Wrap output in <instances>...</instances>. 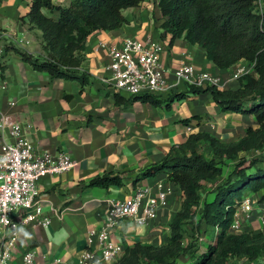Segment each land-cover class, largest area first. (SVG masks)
Masks as SVG:
<instances>
[{
    "label": "crops",
    "instance_id": "crops-1",
    "mask_svg": "<svg viewBox=\"0 0 264 264\" xmlns=\"http://www.w3.org/2000/svg\"><path fill=\"white\" fill-rule=\"evenodd\" d=\"M30 1L0 0V81L6 82V88L0 89V111L26 125L35 151H64L74 164L37 180V196L50 223L22 226L12 247V261L22 264V254L34 248L33 264H79V254L87 247L88 230L104 226L108 198L123 199L138 184H148L151 194H155L156 182H169L164 171L145 177L140 173L161 160L172 144L200 130L222 141L235 140L255 122L251 115L223 110L209 91H188L184 82L155 95L159 102L153 103L128 101L131 94L113 89L105 80L109 73L107 48L98 46V42L120 43L124 37L133 36L161 41V60L169 70L188 62L197 70L220 75L223 86L219 88L238 86V80L230 76L233 66H216L202 47L182 37L170 42L169 32L161 26L163 17L157 0H143L125 8V23L109 30H94L87 36L79 66L86 72L83 82L35 70L13 49L5 48L14 45L33 54L41 53L40 29L27 19ZM52 1L66 5L70 0ZM169 78L174 80L171 74ZM180 92L185 95L177 96ZM116 93L124 99L117 102ZM7 138V132L0 130V144ZM109 171L119 174L122 184L88 185L90 178ZM169 184L172 191L155 218L136 224L131 217L123 216L109 228L111 240L121 252L136 241L153 245L167 241L168 223L182 199L179 186ZM249 222L246 227L250 224L256 228V219ZM56 257L58 263L54 262ZM189 260L185 258L184 262Z\"/></svg>",
    "mask_w": 264,
    "mask_h": 264
},
{
    "label": "trees",
    "instance_id": "trees-1",
    "mask_svg": "<svg viewBox=\"0 0 264 264\" xmlns=\"http://www.w3.org/2000/svg\"><path fill=\"white\" fill-rule=\"evenodd\" d=\"M143 0H31L28 22L40 29L41 53L33 54L6 45L35 70L54 77L85 81L79 66L84 58L85 41L94 30H109L127 20L123 10ZM163 17L161 26L170 34L203 48L216 66H233L239 60L254 62V73L240 76L235 88L187 84L188 91H209L223 110L251 115L255 124L246 126L237 139L222 141L208 131L190 132L182 142L172 144L163 158L145 168L141 177L164 171L181 190V205L168 223L167 241L153 245L134 242L124 248L110 264H226L240 260L254 262L264 257V231L243 225L230 228L239 201L247 194L264 205V15L256 11V0H157ZM47 10V13L44 12ZM185 95V92L176 94ZM116 101L124 99L118 93ZM140 99L158 103L154 94H132L128 101ZM186 120V119H185ZM264 157V155H263ZM136 177L135 180L140 178ZM214 182L206 190L205 182ZM122 184L111 171L88 180L90 186ZM211 192L209 198L205 194ZM204 220L217 228L214 239L200 249L184 242V224ZM194 259V260H193Z\"/></svg>",
    "mask_w": 264,
    "mask_h": 264
},
{
    "label": "built area",
    "instance_id": "built-area-1",
    "mask_svg": "<svg viewBox=\"0 0 264 264\" xmlns=\"http://www.w3.org/2000/svg\"><path fill=\"white\" fill-rule=\"evenodd\" d=\"M256 11L264 15V0H256ZM98 46L107 48L106 68L109 73L105 80L118 91L131 95H161L181 82L203 87L223 86L220 75L197 70L188 62H181L169 70L161 60L164 45L154 38L140 40L126 36L120 43L99 41ZM1 55L0 47V60ZM246 73H254V62L239 60L233 65L230 76L238 79ZM169 74L174 77L173 81ZM4 88L6 82L2 80L0 89ZM0 130L6 131L8 135L0 144V264H13L12 247L22 226H45L50 223V216L42 212L37 196V180L46 173L70 168L74 160L64 151H35L26 134V125L2 111ZM171 191L172 185L169 182L159 180L156 182L155 194H151L148 184H138L123 199L108 198L104 226L88 230L87 247L79 254V264H101L116 260L122 253L121 247L111 240L109 228L123 216L131 217L136 224L148 223L156 217L159 207L165 203ZM253 219L258 222L257 229L264 231V205L257 206L256 197L247 194L239 201L230 228L240 231L243 225ZM250 224L249 227L255 228ZM35 254L34 248L27 249L22 254V264H33ZM59 261L57 257L54 259L56 263ZM238 264H264V257L254 262L242 259Z\"/></svg>",
    "mask_w": 264,
    "mask_h": 264
},
{
    "label": "rangeland",
    "instance_id": "rangeland-1",
    "mask_svg": "<svg viewBox=\"0 0 264 264\" xmlns=\"http://www.w3.org/2000/svg\"><path fill=\"white\" fill-rule=\"evenodd\" d=\"M263 155L259 162L260 165H264ZM204 186L206 190H210L214 188L215 183L212 182L210 184H205ZM205 195L210 198L212 193L207 191ZM197 220L198 217L195 218V221H188L184 224V242H194V244L198 245L200 251V249H204L205 245L214 239L218 229L213 225L206 224L204 220H201L199 223H197ZM258 227L259 226L257 224L256 229ZM190 262L191 260L186 262V264H189Z\"/></svg>",
    "mask_w": 264,
    "mask_h": 264
}]
</instances>
